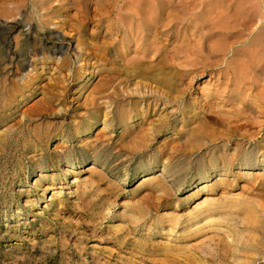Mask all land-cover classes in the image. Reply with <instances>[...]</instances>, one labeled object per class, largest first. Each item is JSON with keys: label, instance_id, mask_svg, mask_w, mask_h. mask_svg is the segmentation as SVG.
Masks as SVG:
<instances>
[{"label": "rangeland", "instance_id": "rangeland-1", "mask_svg": "<svg viewBox=\"0 0 264 264\" xmlns=\"http://www.w3.org/2000/svg\"><path fill=\"white\" fill-rule=\"evenodd\" d=\"M263 5L0 0V264H264Z\"/></svg>", "mask_w": 264, "mask_h": 264}, {"label": "bare ground", "instance_id": "bare-ground-1", "mask_svg": "<svg viewBox=\"0 0 264 264\" xmlns=\"http://www.w3.org/2000/svg\"><path fill=\"white\" fill-rule=\"evenodd\" d=\"M42 1V0H41ZM263 2V1H262ZM51 4V3H50ZM264 6V5H263ZM45 12V11H44ZM28 29H30V28H28ZM27 29V30H28ZM2 30V29H1ZM20 31V30H19ZM31 31V30H30ZM27 33V32H26ZM25 34V33H24ZM37 36V35H36ZM39 36V35H38ZM58 36V35H57ZM54 37V36H53ZM11 39V38H10ZM28 39V38H27ZM36 39V38H35ZM62 39V38H61ZM19 40V39H18ZM17 40V41H18ZM40 40V39H39ZM233 41V40H232ZM256 42V41H255ZM20 43V42H19ZM24 43V42H23ZM36 43H38V42H36ZM9 44H10V42H9ZM26 45V44H25ZM29 45V44H28ZM230 45V44H229ZM24 47H26V46H24ZM102 47V46H101ZM212 47V46H211ZM43 49V48H42ZM61 49H62V47H61ZM212 50H213V48H211ZM228 49V48H227ZM18 50V49H17ZM60 50V49H59ZM101 50V49H100ZM34 51V50H33ZM40 52V51H39ZM45 53V52H44ZM215 55V54H214ZM61 56V55H60ZM26 57V56H25ZM37 57V56H36ZM79 57V56H78ZM77 57V58H78ZM88 57V56H87ZM86 58V57H85ZM59 59V58H58ZM33 60V59H32ZM141 60V59H140ZM139 60V61H140ZM85 64H87V63H85ZM79 65H81V64H79ZM254 67V66H253ZM146 68V67H145ZM121 69V68H120ZM87 70H88V68H87ZM163 70V69H162ZM161 70V71H162ZM110 77H112V76H110ZM114 80V79H113ZM110 81V80H109ZM105 83V82H104ZM96 87V86H95ZM107 93V92H106ZM74 100V99H73ZM45 105V104H44ZM111 110V109H110ZM27 114V113H26ZM221 118V117H220ZM219 117H217V116H211V119H214V120H216V121H218V122H220V124H222V123H225L222 119H220ZM232 121V120H231ZM237 121H240V120H237ZM222 122V123H221ZM230 126H226V128L228 129ZM244 127H245V125H235L232 129L231 128H229V131L227 132V136L229 137L228 139H232V138H234L235 140L237 139V138H239L238 140L239 141H241V140H245V139H247L248 140V142L249 143H252V141H251V138H247V136H245L244 134H242L243 132H242V129H244ZM162 128V127H161ZM161 128H158V129H161ZM197 128V127H196ZM200 131V130H199ZM218 134H216V136H217ZM221 135V134H220ZM203 136V135H202ZM201 137V136H200ZM208 137V136H207ZM220 137V136H219ZM214 138V137H213ZM252 138H254V137H252ZM211 139V138H210ZM208 140L207 141V143L205 144V147L206 148H208L209 146H212V147H214V146H216V144H215V142H216V140L217 139H214V140ZM184 148L185 147H183V145H178L176 148L174 147V149H172L173 151L172 152H169V151H167V150H164L163 152H160V157L162 156L163 158H165L166 156H168V157H171L172 156V154H174V153H176L177 155H181V154H183V152H184ZM186 153V152H185ZM256 153H258V155H259V150H257L256 149ZM248 154V152L246 151V150H244L243 148H241L239 145H237V148L234 150V152L231 154V156L229 157V158H225L224 159V162H223V168H224V171H226L225 169H229V168H231V167H233V166H239V167H241L243 170H256V169H258L259 167L258 166H263L264 167V152H260V156H259V158L257 159L256 158V156H253L254 158H250L251 156H249V155H247ZM253 154V153H252ZM254 155H256L255 154V151H254ZM218 161H219V158L218 159H215V160H213V162H212V166L213 167H216V166H214V165H216L217 163H218ZM253 167V168H252ZM223 168H221V169H218V170H213L214 172L213 173H215V172H219V171H222L223 170ZM254 172V171H253ZM195 184H196V182H193L192 183V185H193V187L195 186ZM249 197V196H248ZM260 203V202H259ZM248 209V208H247ZM245 214V213H244ZM239 221V220H238ZM237 221V222H238ZM255 221V220H254ZM86 223V222H85ZM251 223V222H250ZM237 229V228H236ZM238 231V230H237ZM242 232V231H241ZM213 236H215V235H213ZM203 243V242H202ZM191 244V243H190ZM189 244V245H190ZM193 245H195V244H193ZM191 246V245H190ZM196 246V245H195ZM202 246V245H201ZM206 246V245H205ZM193 247V246H192ZM191 247V248H192ZM207 247V246H206ZM204 248V247H203ZM218 249V248H217ZM201 250V249H200ZM209 250V249H208ZM212 250V249H211ZM197 251H199V249L197 250ZM182 252V251H181ZM157 254V253H156ZM203 255H204V253H203ZM173 259V258H172ZM204 259V258H203ZM195 264V263H194Z\"/></svg>", "mask_w": 264, "mask_h": 264}]
</instances>
